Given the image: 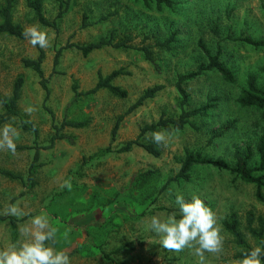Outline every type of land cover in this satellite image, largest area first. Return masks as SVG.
<instances>
[{"label": "rangeland", "instance_id": "obj_1", "mask_svg": "<svg viewBox=\"0 0 264 264\" xmlns=\"http://www.w3.org/2000/svg\"><path fill=\"white\" fill-rule=\"evenodd\" d=\"M176 1L174 10L159 12L129 0H71L63 7L59 0H43L46 17L57 21L58 29H54L37 20L26 0H14L13 21L24 28L36 25L49 39V46L42 48V67L50 95L46 100L40 76L23 62L38 58L40 47L1 34L0 95L10 97L19 76L24 86L18 115L0 122V127L11 124L18 131L15 154L0 150V168L21 175L26 183L0 175V249L21 239L19 229L32 216L46 212L51 225L58 229L54 247L69 252L80 249L70 256L71 264H114L88 241L100 240L99 236L107 232L106 251L112 253L123 246L111 254L122 264H198V258L187 248L165 249L147 227L153 215L178 212L177 194L186 200L197 196L217 217L223 250L205 253L206 264H236L239 260L235 254L240 249L223 225L232 212L238 214L248 240L256 245L246 231L248 211L264 217V202L256 199L254 184L235 179L228 171L201 166L194 168L190 182L168 184V180L179 172V159L186 149L223 158L233 165L235 152L249 147L253 162L257 161V141L264 134V109L243 108L237 99L251 72L259 73V83L264 87V74L258 71L264 63V47L255 48L238 38L264 39V0ZM5 3L0 0V9ZM61 10L65 14L58 17ZM85 14L90 26L82 28ZM172 35L170 48L158 45V41H167ZM229 35L236 39H229ZM112 37L115 41L129 37L132 47L107 46L84 55L78 48L67 46ZM200 40L214 52L221 47L222 60L236 75L235 83L224 82L213 71L191 80L185 84L190 94L189 108L205 105L210 96L219 99L209 115L192 118L194 127L172 133L161 131L166 140L158 144L159 157L142 147L119 153L118 148L136 138L144 125L156 122L163 113L171 117L180 114L177 76L195 71L206 60ZM141 46H151L154 62L136 49ZM62 47L56 66L55 57ZM114 70L122 71L114 82L128 91L126 98L107 89L83 94L96 85L99 72L108 75ZM157 84L165 88L126 115L114 138L112 131L118 118L145 89ZM4 112L0 103V116ZM65 120L87 124L61 129L64 138L56 139L51 146L56 134L54 124L60 127ZM23 123L35 125L38 130L26 129ZM152 134L144 136L146 141L153 140ZM36 152L40 166L30 181L28 171ZM66 182L70 187L64 186ZM12 204L26 215H7Z\"/></svg>", "mask_w": 264, "mask_h": 264}, {"label": "trees", "instance_id": "obj_2", "mask_svg": "<svg viewBox=\"0 0 264 264\" xmlns=\"http://www.w3.org/2000/svg\"><path fill=\"white\" fill-rule=\"evenodd\" d=\"M27 5L30 9H32L35 13L37 20L44 26L52 27L54 29H58V24L56 20H50L46 17L44 9H43V0H26ZM61 3V7L64 4L68 5L71 0H59ZM62 1V2H61ZM134 1L135 3H141L148 9H155L159 12L165 10H174L175 5L177 4L176 0H129ZM14 0H6L5 5L0 9V14L3 20L0 22V35L3 33L10 34L12 36L18 37L20 39H25L22 35L24 31V27L13 21V8H14ZM65 14L63 10L60 11L58 17H62ZM108 18V17H107ZM105 17V19H107ZM104 18H101L100 21H103ZM90 26L88 15L85 14L83 17L82 28H87ZM214 32L219 35L220 31L217 26L213 28ZM229 39H236L232 35H229ZM174 40V35L167 41H158V45L161 47L170 48L171 42ZM244 43H247L255 48L264 47V39H253L250 36H241L238 38ZM130 38L126 37L124 40L115 41L114 38L110 39H101L98 41H91L85 44H75L69 43L68 47H76L84 55H89L90 53L102 49L107 46H113L114 48H124L129 49L132 46L130 45ZM66 46V47H67ZM199 46L202 50L203 55L205 56V61L201 62L195 71L190 73L179 74L176 80V89L181 97L180 99V114L177 117L166 116L165 113L157 120L151 124H146L141 128L140 134L125 143H123L119 148V153H127L132 151L135 147H142L148 153L154 155L155 157H159L161 155L160 146L154 141L149 140L146 141L144 136L147 133H153L157 131H165L168 133H172L174 131H181L185 129L187 126H193L191 120L194 117H207L210 113V109L217 104L219 99L209 97L208 102L200 107L189 108L187 105L190 101V94L187 91L185 84L194 80L198 77H201L205 72L213 71L219 73L224 82L228 84L235 83L236 75L234 71L227 66V64L222 60V49L218 47L216 52L212 51L203 40L199 41ZM64 47L58 50L55 57V65L57 66L60 60V56L62 54V50ZM139 51L143 52L146 60L154 62V52L151 49V46H141L136 47ZM45 52L42 48H40V54L36 59L26 58L23 60L25 67L31 68L34 70L41 79V84L46 91V100L49 98L50 89L48 86V79L45 77L42 64L44 62ZM258 71L264 74V63L258 68ZM122 74L121 70H114L108 75H103L102 72L98 74V81L96 85L90 89L89 91L84 92L83 94H95L101 89H107L113 95L126 98L128 96V91L121 87L120 85L115 84V79ZM24 86V79L22 76H19L14 84L13 92L10 97L5 95H0V103L3 105L5 112L0 116V122L7 121L17 116L19 113L18 103L21 98L22 88ZM165 88L163 84H157L152 87H148L144 90L139 99L130 106V108L126 111L124 115H121L116 125L113 128L112 134L115 138L120 123L124 119V117L128 114H131L138 107L142 106L144 102L148 99H152L156 97V95ZM74 90L77 91L78 87L74 85ZM238 104L243 107H255L259 109H264V87H262L259 83V73L251 72L248 74L246 79V85L242 88L240 95L237 99ZM87 122L85 121H63L62 125L58 127L54 124V128L56 129V134L52 137V143L55 142L56 139L64 138L63 134L59 132L61 129L70 126L75 128H81L86 126ZM24 128L31 129L37 131V127L35 125H26L23 123ZM109 150V149H108ZM258 159L256 162L254 160V154L251 152L249 147L242 150H237L235 152V164H230L227 160L223 158H213L203 154L202 151L190 150L186 149L184 156L179 159L180 170L174 176L168 180V184L171 182L183 183L190 182L192 179V171L194 168L201 167H211L219 170H224L230 172L234 175L235 179L240 178L242 181L254 184L256 187L255 196L256 199L264 202V134L261 135L257 141L256 145V154ZM39 162V152L35 153L32 164L29 167L27 180L32 181L33 177L38 171L40 166ZM0 175L7 176L12 179H21L26 183V178L24 179L21 175L14 173L12 171L0 168ZM167 209V208H165ZM172 212L174 209H167ZM246 231L250 234V236L255 240L256 245L253 246L251 242L248 240L244 229L242 228L241 221L236 212H232L229 218L223 221L224 228L234 237V241L239 247V251L235 254L237 259H240L242 253L248 251L257 245L264 246V217L256 216L253 211H248L246 217ZM108 233V232H107ZM106 235L99 236L100 240L88 238V241L91 242L90 247L97 248L104 255L105 258L114 261V264H122L120 262L115 261L111 254L116 252L117 250L123 248V246L114 250L112 253L107 252L106 248L109 244L105 243L104 240H107ZM80 249L76 248L73 251H66L69 256L73 255L75 252L77 253ZM96 251V250H94ZM262 261H264V257H261Z\"/></svg>", "mask_w": 264, "mask_h": 264}, {"label": "clouds", "instance_id": "obj_3", "mask_svg": "<svg viewBox=\"0 0 264 264\" xmlns=\"http://www.w3.org/2000/svg\"><path fill=\"white\" fill-rule=\"evenodd\" d=\"M22 35L33 46H49L46 33L36 25L25 28ZM17 136L18 131L13 125L0 127V150L7 149L15 154ZM152 139L160 144L166 140V135L161 131L153 132ZM64 186L70 187V184L66 182ZM175 203L178 212L151 216L148 229L160 238L165 249L182 251L187 248L198 258V264H206L205 253L218 254L223 250V238L215 213L197 196L186 200L177 194ZM6 214L16 218L26 215L15 204L7 208ZM19 232L21 239L0 249V264H71L69 254L54 247L58 229L51 225L46 212L32 216ZM261 257H264V246L257 245L242 253L236 264H264Z\"/></svg>", "mask_w": 264, "mask_h": 264}]
</instances>
